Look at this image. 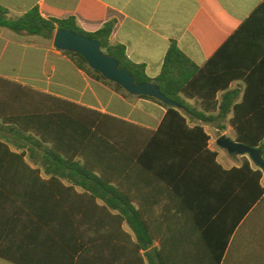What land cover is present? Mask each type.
I'll list each match as a JSON object with an SVG mask.
<instances>
[{
	"label": "trees",
	"instance_id": "1",
	"mask_svg": "<svg viewBox=\"0 0 264 264\" xmlns=\"http://www.w3.org/2000/svg\"><path fill=\"white\" fill-rule=\"evenodd\" d=\"M0 27L50 40L57 30L71 29L99 40L138 84H158L183 107V97L200 100L205 112L191 116L204 123H230L235 141L259 154L264 165V109H258L264 105L238 102L237 93L229 91L225 67L213 68L219 55L200 68L173 42L161 74L151 79L143 65L128 59L124 46L112 44L115 21L89 33L74 17L45 19L34 8L12 19L0 5ZM62 53L90 78L133 96L90 68L80 54ZM221 92L225 94L218 98ZM138 97L166 109L157 132L72 103L63 114L0 115L7 125V135L0 134V258L14 264H221L225 244L220 226L227 217L242 219L264 197V166L244 159L241 167L224 169L218 153L209 150L203 128H190L176 107ZM215 111L219 114H206ZM172 127L176 129H168ZM173 135L203 141L195 149L207 156H200L203 163H211L215 187L199 205L188 194L161 192L156 181L142 180L145 174L167 176L168 170L183 169L178 163H189L169 156L178 149L165 143ZM32 156L41 161H30ZM142 181L153 191H143ZM163 181L172 186V180ZM227 197L234 198L227 202ZM197 211L199 217L192 216ZM214 224H219L215 236ZM208 249L214 254L208 256Z\"/></svg>",
	"mask_w": 264,
	"mask_h": 264
},
{
	"label": "crops",
	"instance_id": "2",
	"mask_svg": "<svg viewBox=\"0 0 264 264\" xmlns=\"http://www.w3.org/2000/svg\"><path fill=\"white\" fill-rule=\"evenodd\" d=\"M0 5L9 11L12 19L34 8H38L45 19L74 17L89 33L115 21L110 37L112 44L124 46L128 59L143 65L151 79L161 74L173 42L200 68L219 55L213 68L225 67L226 80L231 82L229 91L237 93L238 102L250 99L264 105V0H0ZM224 94L221 92L218 98ZM70 103L151 132L158 131L167 113L152 100L124 97L90 78L69 56L55 48L54 39L0 27V115L38 111L63 114ZM183 104L184 107L179 105L178 109L189 119V127L203 128L210 137L209 150L218 153L217 161L224 169L241 167L244 159L252 161L248 155L225 156L226 150L218 145L227 130L232 131L234 137H226L235 141L236 131L230 123H204L192 117V113L205 112L198 99L183 97ZM206 114L218 115L219 111ZM6 132L7 125L0 119V134L7 135ZM165 143L178 148L169 155L172 161L184 158L189 163H178L182 165L178 168L183 169L168 170L167 176L145 174L142 180L156 181L161 192L175 190L176 194H188L195 206L199 205L202 196L215 187L211 163L204 164L200 156L204 155L206 160L207 156L199 155L195 149L203 141L173 135L168 136ZM30 161L38 162L41 158L32 156ZM163 180H172V186ZM143 182V191H153ZM232 198L227 197L225 201L230 202ZM192 216L199 217V211ZM218 225H211L213 236ZM220 227V241L225 244L221 264H264V197L245 217L239 220L227 217ZM177 238L182 239L180 234ZM212 250L206 251L208 256L214 254ZM0 264L14 263L0 258Z\"/></svg>",
	"mask_w": 264,
	"mask_h": 264
},
{
	"label": "water",
	"instance_id": "3",
	"mask_svg": "<svg viewBox=\"0 0 264 264\" xmlns=\"http://www.w3.org/2000/svg\"><path fill=\"white\" fill-rule=\"evenodd\" d=\"M54 46L60 51H69L83 56L90 68L100 72L106 79L121 85L133 96H150L167 106L180 108V106L169 100L156 83L138 84L136 78L126 68L121 67L120 62L106 54L101 48L99 40H93L68 30H57L54 36ZM218 145L228 151L231 155H248L253 162L264 166L261 163L260 155L251 149L242 146L227 137L222 136Z\"/></svg>",
	"mask_w": 264,
	"mask_h": 264
},
{
	"label": "rangeland",
	"instance_id": "4",
	"mask_svg": "<svg viewBox=\"0 0 264 264\" xmlns=\"http://www.w3.org/2000/svg\"><path fill=\"white\" fill-rule=\"evenodd\" d=\"M226 136H231V137H234V133L232 132V131H226L225 132V137ZM227 153H225L226 155L225 156H229V153H228V151H226Z\"/></svg>",
	"mask_w": 264,
	"mask_h": 264
}]
</instances>
